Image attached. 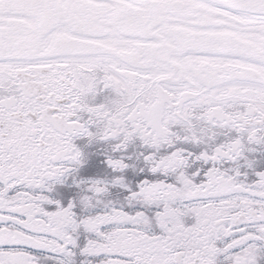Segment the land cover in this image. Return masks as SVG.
I'll list each match as a JSON object with an SVG mask.
<instances>
[{"label":"snow or ice","instance_id":"snow-or-ice-1","mask_svg":"<svg viewBox=\"0 0 264 264\" xmlns=\"http://www.w3.org/2000/svg\"><path fill=\"white\" fill-rule=\"evenodd\" d=\"M0 264H264V0H0Z\"/></svg>","mask_w":264,"mask_h":264},{"label":"flooded vegetation","instance_id":"flooded-vegetation-1","mask_svg":"<svg viewBox=\"0 0 264 264\" xmlns=\"http://www.w3.org/2000/svg\"><path fill=\"white\" fill-rule=\"evenodd\" d=\"M104 101V97L101 96L100 98H98V102H103ZM81 144H83V142H80ZM250 179H254V178H250Z\"/></svg>","mask_w":264,"mask_h":264}]
</instances>
